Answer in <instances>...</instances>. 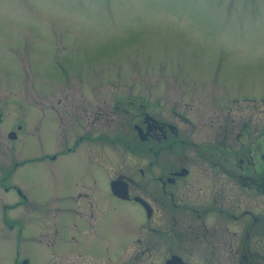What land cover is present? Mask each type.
<instances>
[{"label":"rangeland","instance_id":"1","mask_svg":"<svg viewBox=\"0 0 264 264\" xmlns=\"http://www.w3.org/2000/svg\"><path fill=\"white\" fill-rule=\"evenodd\" d=\"M6 96L25 127L12 158L40 150L49 155L75 145L74 154L83 161L20 170L25 172L18 181L31 196L42 198L31 205L41 203L51 217L45 223L29 219L21 230L20 224L4 225L0 211V264H14L17 250L18 258L27 253L31 264H102L83 254L69 257L73 248L99 259L106 256L104 264H152L148 252L129 242L148 231L139 228L147 212L111 198V193L108 200L102 186L118 172L137 179V191L158 207L160 224L167 213L160 199L169 197L160 179L169 164L166 156L178 161L186 154L194 172L192 183L212 171L199 149L209 146L204 152H218L223 144L233 145L234 107L237 130L251 105L264 107V0H0V107ZM140 104L141 110L172 122L176 138L186 140L162 144L153 152L155 147L149 146L157 143L142 142L130 130L133 113L126 114L125 108L139 111ZM14 113L4 123L16 122ZM253 117L263 116L255 109ZM87 133L95 138H80ZM99 133L110 138L97 137ZM113 136H125L126 142ZM5 147L0 167L11 164ZM74 154L64 157L74 159ZM38 169L45 170L44 179L35 188L31 181ZM90 171L92 200L109 204V229L100 223L104 232L97 233L92 222V236L84 233L92 220H80L73 211L76 186L71 182L76 173L88 181ZM98 185L102 188L96 199ZM8 195L0 184V210ZM9 211L10 216L16 209ZM117 216L121 224L112 228ZM127 219L133 231L121 236L122 227L129 226ZM73 223L83 225L82 237ZM72 235L79 240L71 243ZM55 237L53 249L47 240Z\"/></svg>","mask_w":264,"mask_h":264},{"label":"flooded vegetation","instance_id":"2","mask_svg":"<svg viewBox=\"0 0 264 264\" xmlns=\"http://www.w3.org/2000/svg\"><path fill=\"white\" fill-rule=\"evenodd\" d=\"M260 98L264 99L263 97ZM252 99L253 97H250V100ZM10 102H12V98L6 96L2 100V107H0V150L6 146L5 149L11 158L9 166L0 167V184L6 192H9L8 202H3L1 205V222L10 228L15 224H20L22 230V225L24 224L25 228L29 219L45 223L50 220L51 216L41 209V203L35 206L31 205L42 198L31 196L23 183L18 181V178L25 172V170L22 172L20 170L27 166L41 165V163H45L46 167L58 163L61 166H69L73 162H82L83 158L74 154L75 145L65 146L66 148L49 155L40 150L37 155H26L17 159L13 156L12 158L16 141L23 139V135H20L19 132L25 127L21 117L15 115L14 109L12 110L8 106ZM130 105L135 106L136 104ZM255 109L256 112L261 113L262 118L253 117ZM125 110L126 114L133 113V123L130 130L132 133L136 131V138L138 137L142 142L152 140L157 143L158 146H149V148L155 147L153 152L156 153L162 144L171 146L170 142L184 141L176 138L178 137V129L172 122L158 115L154 116L147 110L140 109L137 111V109L128 108ZM13 113L17 120L16 122L14 120L15 124L8 121L4 123L7 117L12 116ZM237 118L238 112L234 107L231 116V132H234L233 145L223 144L222 147L219 146L218 152H204L203 148L209 150V146L199 149V156L207 160L213 168L212 171L208 170L209 172L205 176L198 177L197 182L192 183L194 172L190 163H186L188 159L186 154L179 157L178 161L181 162L172 161V157L166 156V162L169 164L163 169L164 171L160 176L162 188L169 195L166 199H160V203L165 206L167 212L164 215L165 223L158 224L156 222V213L159 214L160 211L153 201L137 191L140 186L137 179L118 172L108 180L106 185L102 186L106 188L104 195L108 196V200L111 193V198H116L118 201L123 200L142 208L146 212L149 207V214L144 217L145 219L141 221L139 227L148 231L143 236L130 237L129 242L133 248L148 252L152 264H264V107L251 105L245 119H243L245 124L238 130ZM30 132L36 135L34 130ZM92 135L87 133L81 135L80 138L84 136L86 140H91L95 138ZM97 137L110 138L104 133H99ZM133 137H135L134 134ZM116 138H119L121 142H126L125 136H113V139ZM25 141L26 138L23 142L26 143ZM141 146L144 147V143ZM67 154H74L76 157L74 159L64 157ZM143 169V167L138 168L141 175L144 174ZM55 170L56 174L60 176L61 173L56 168ZM44 172L45 170L41 169L33 171L31 181L33 187L38 188L40 186L44 179ZM28 177L29 172L24 175V178ZM87 179L88 181L83 178L82 174L76 173L71 181L76 186L73 211L80 220H92L90 227L84 231L85 235L92 236V222H96L97 233L104 232L103 230L100 232V223L101 226L104 228L108 226L109 229V219L105 216L109 204L108 201L107 205L103 201L100 202L96 197L99 192L101 194V185L95 188L94 193L100 205L94 203L92 200L93 173L91 171L87 173ZM111 180L118 181L111 185ZM121 181L127 183V196H122L120 195L122 194L121 191H117L118 186L123 184ZM167 182L169 183L168 186H166ZM56 194H58V190ZM81 201L85 202L86 206H82ZM14 209L16 211H12L14 213L9 216V210ZM113 209H116V206H113ZM127 222H129V226L122 227L121 236L131 231L130 219H127ZM120 224L121 218L117 216L112 228ZM73 225L82 237L83 225L79 227L76 223ZM25 236H23L25 240L29 239L28 236ZM37 237L34 236L33 239L37 241ZM56 237L51 241L47 240L53 249L55 248L53 243ZM39 239L42 241L45 238L40 237ZM78 240L77 236L72 235L71 243ZM123 240L126 242L125 238ZM103 245H106L107 250L109 247L108 237L104 239ZM18 253L17 250L14 264H31V260L25 257L27 253H22L20 258L17 256ZM67 253L69 257L71 254L90 256V259L95 261L101 260L102 264H104L106 257L103 255L99 259L92 254L87 255L85 252H81L79 248H73V251ZM60 257L56 255L57 259Z\"/></svg>","mask_w":264,"mask_h":264},{"label":"water","instance_id":"3","mask_svg":"<svg viewBox=\"0 0 264 264\" xmlns=\"http://www.w3.org/2000/svg\"><path fill=\"white\" fill-rule=\"evenodd\" d=\"M139 130H140V127H139ZM116 181H118V180H112L111 181V185L113 184V182H116ZM121 182L123 184L121 186H118L119 189H117V188L116 189H117L118 192L121 191L122 194H120V195L127 196V194H128V191H127V183L126 182L124 183V181H121Z\"/></svg>","mask_w":264,"mask_h":264},{"label":"trees","instance_id":"4","mask_svg":"<svg viewBox=\"0 0 264 264\" xmlns=\"http://www.w3.org/2000/svg\"><path fill=\"white\" fill-rule=\"evenodd\" d=\"M140 98L144 99L142 96H140Z\"/></svg>","mask_w":264,"mask_h":264}]
</instances>
